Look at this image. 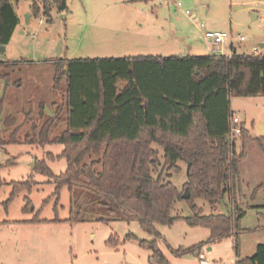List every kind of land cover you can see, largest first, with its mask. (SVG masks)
<instances>
[{
  "label": "trees",
  "instance_id": "1",
  "mask_svg": "<svg viewBox=\"0 0 264 264\" xmlns=\"http://www.w3.org/2000/svg\"><path fill=\"white\" fill-rule=\"evenodd\" d=\"M16 2L19 0H0V46L9 44L20 22ZM54 9L66 11L68 0H33L31 4L33 14L43 13L49 21ZM3 62L1 53L0 68ZM52 62L56 66L54 88L62 92L63 102L56 105L53 115L45 113L42 102L36 118L30 110L21 119V113L5 112L2 98L0 149L9 142L20 141L36 146L54 143L65 146L58 155L47 154L49 159H66L67 169L60 174L53 172L46 159H35V170L56 183L53 198L60 199V191L65 186L70 191L91 190L97 197L105 198L106 210L115 213L116 218L99 221H137L155 236L151 240L141 238L139 244L151 249V257L156 261L167 260L158 242L162 234L157 223L172 225L184 219L190 225L210 229L206 241L189 248H171L179 256L238 233L239 221L247 209L236 200V195L227 212L218 209L226 195L229 193L231 197L241 184V162L251 139L245 124L241 123L244 132L239 152L236 141L230 140L234 113L231 97L264 95V51L169 57H58ZM2 78L7 80L5 92L15 82L1 70ZM64 110L66 116L62 117ZM61 121H66L65 130L52 135V128ZM26 124L30 130L22 134ZM263 137L259 138L261 143ZM155 143L165 149L164 164L159 158V149L153 146ZM179 160L188 163V180L182 189L166 177V170H180ZM4 183L0 180V186ZM12 184L6 205L22 189L31 191L36 180L28 177ZM186 187L191 193L189 199L182 197ZM257 188H264V184ZM199 197L211 203L212 212L206 214L196 204ZM179 200L187 203L191 210L189 216L173 215L172 208ZM29 205L30 202L25 209ZM27 221L38 224L61 219L48 220L37 213ZM128 237L135 235L131 233ZM116 240L112 235L108 242ZM236 264H264V243Z\"/></svg>",
  "mask_w": 264,
  "mask_h": 264
},
{
  "label": "rangeland",
  "instance_id": "2",
  "mask_svg": "<svg viewBox=\"0 0 264 264\" xmlns=\"http://www.w3.org/2000/svg\"><path fill=\"white\" fill-rule=\"evenodd\" d=\"M179 1L182 6H178ZM32 3L33 0L15 3L20 22L2 54L4 64L0 68L15 82L4 92L7 80L0 79V100L5 99V112L21 113V119L30 110L36 118L42 102L45 113L53 115L56 105L63 102L62 92L54 88L56 66L52 58L208 54L211 45L200 26L202 21L209 29L231 32L238 53L250 54L256 47L264 51L261 45L264 43V0H68L66 11L52 10L51 21L43 13L33 14ZM187 8L191 13L186 12ZM254 13H257L255 18ZM192 17L196 19L193 21ZM239 35L245 39L240 40ZM231 42L224 43V53H230ZM231 108L251 137L241 162L242 183L238 190L241 192L239 203L247 213L239 221L238 233L205 245L209 256L213 253L208 246L217 243L214 251L219 253L211 258L213 264H236L233 257L238 255L242 260L254 252L255 244L264 243V188H257L264 184V137L262 143L259 140L264 135L259 128L260 122L264 123V95L233 96ZM65 116L64 110L62 117ZM65 127L66 121L58 122L52 128V135L61 134ZM28 130L29 124H26L22 134ZM241 138L235 139L238 152L243 144ZM153 146L159 149V158L164 164V147L158 143ZM64 148L59 143L36 146L20 141L9 142L0 149V180L5 182L0 186V264H150L152 250L140 245L139 240H151L155 236L137 221H99L116 218L115 213L106 210L105 198L97 197L91 190L70 191L68 186L61 189L60 199L52 197L56 183L35 170V159H46L53 172L60 174L67 169L66 159H49L47 154L58 155ZM177 165L180 170H166V177L182 189L188 180V163L179 160ZM28 177L36 180V185L31 191L22 189L6 205L13 190L12 182ZM195 202L206 214L213 211L208 200L199 197ZM230 206L228 193L218 209L227 212ZM172 210L173 215L191 214L185 201H177ZM37 213L41 218L61 221L38 224L27 221ZM157 227L162 234L158 242L168 259H174V255L167 243L189 248L206 241L210 231L190 225L184 219L172 225L157 223ZM131 233L135 237H128ZM112 235L118 240L109 243ZM199 252L197 249L180 255L182 263L204 264Z\"/></svg>",
  "mask_w": 264,
  "mask_h": 264
},
{
  "label": "built area",
  "instance_id": "3",
  "mask_svg": "<svg viewBox=\"0 0 264 264\" xmlns=\"http://www.w3.org/2000/svg\"><path fill=\"white\" fill-rule=\"evenodd\" d=\"M178 6H182V2H178ZM187 13H191V9H186ZM196 18L192 17V20L194 21ZM42 21V20H41ZM201 28H203L204 30V35L207 39V41L209 42V44L211 45V50L213 53H217V54H227L224 53V43L227 40H232L230 46H231V53H233V34L231 32H228L226 30H212L207 28L206 24L202 21V23H200ZM238 38L240 40H244L245 37L243 35H239ZM255 51H259V47L254 48ZM242 122L240 121V118L238 116H236L235 113H233L232 117H231V128H230V140L231 141H235V139L241 137L243 135L244 132V128L241 124ZM199 259L202 260L203 263H206V255L205 252L202 250L199 253Z\"/></svg>",
  "mask_w": 264,
  "mask_h": 264
},
{
  "label": "crops",
  "instance_id": "4",
  "mask_svg": "<svg viewBox=\"0 0 264 264\" xmlns=\"http://www.w3.org/2000/svg\"><path fill=\"white\" fill-rule=\"evenodd\" d=\"M180 2V1H179ZM183 5V4H182ZM187 9H189V8H187ZM192 20V19H191ZM207 26V25H206ZM263 47V46H262ZM7 49V48H6ZM210 51H211V53H212V50L210 49ZM233 51H236V48L235 47H233ZM231 53V52H230ZM230 53H228V54H230ZM186 54H189V53H186ZM186 54H184V53H182V52H179V53H176V54H170L169 56H171V55H186ZM151 56H153V55H155V54H150ZM157 55H161V56H164V57H169V56H167V55H163V54H157ZM196 55V54H195ZM145 56H149V55H145ZM53 60V58L51 59V61ZM241 183H242V181H241ZM240 186H241V184H240ZM237 187V189H235V191L233 192V194L231 195V197H230V199H232V197H233V195H236V200L239 202V200H238V196H239V194L241 193L240 191H238V190H240L241 189V187ZM240 205H242L241 203H240ZM258 206H260V205H258ZM257 206V207H258ZM254 207H256V206H254ZM259 212V211H258ZM258 214V213H257ZM209 235H210V231H209ZM261 242H259V244H260ZM168 245H169V250H170V252L172 253V251H171V248H177L178 246L177 245H175L174 246V244H172V243H167ZM259 244H255V250L257 249V247L259 246ZM216 246H217V243H215V244H210L209 246H208V250H211L212 251V253L213 254H211V255H207L206 254V247L204 246L201 250H200V252L203 250L204 252H205V255H206V260H207V262L206 263H204V264H213L210 260H211V258H213V257H215V253H219V252H216V251H214V250H216L215 248H216ZM255 250H253L254 252H255ZM253 252V253H254ZM252 253V254H253ZM173 254V253H172ZM251 254V255H252ZM174 255V259H168V257H166V261H156V260H154L151 256H150V261H151V263L150 264H183L182 263V257H180L179 255H176V254H173ZM249 256H250V254H249ZM239 256L237 255V256H235V257H233L232 259L233 260H235V262H237L239 259ZM201 263H203L202 262V260H201Z\"/></svg>",
  "mask_w": 264,
  "mask_h": 264
},
{
  "label": "water",
  "instance_id": "5",
  "mask_svg": "<svg viewBox=\"0 0 264 264\" xmlns=\"http://www.w3.org/2000/svg\"><path fill=\"white\" fill-rule=\"evenodd\" d=\"M256 16H257V13H256V14L254 13L253 18H255ZM261 45L264 46V43L261 44ZM6 48H7V46H5V45H1V46H0V54H1V53H2V54L5 53ZM259 128H260L261 132L264 134V123H263V122H260ZM33 164H34V163H33ZM33 166H35V164H34ZM182 197H183L184 199H189V198L191 197V193H190L188 187L185 188V190H184V192H183V194H182Z\"/></svg>",
  "mask_w": 264,
  "mask_h": 264
}]
</instances>
